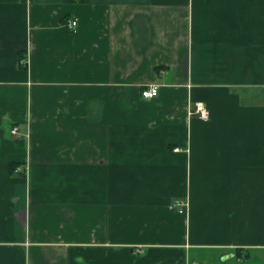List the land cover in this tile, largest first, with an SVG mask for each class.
I'll list each match as a JSON object with an SVG mask.
<instances>
[{
	"label": "crops",
	"instance_id": "1",
	"mask_svg": "<svg viewBox=\"0 0 264 264\" xmlns=\"http://www.w3.org/2000/svg\"><path fill=\"white\" fill-rule=\"evenodd\" d=\"M0 264H264V0H0Z\"/></svg>",
	"mask_w": 264,
	"mask_h": 264
},
{
	"label": "built area",
	"instance_id": "2",
	"mask_svg": "<svg viewBox=\"0 0 264 264\" xmlns=\"http://www.w3.org/2000/svg\"><path fill=\"white\" fill-rule=\"evenodd\" d=\"M77 26V22L76 21H72L69 22L68 27L70 29H74ZM22 63H25V61H22ZM159 94V85L157 84H153L151 86H149L147 89L143 90L142 92V96L145 99H152L157 97ZM194 114L198 115L200 119L204 120V121H208L210 119V112L208 110V108L205 106L204 103L202 102H197L195 103V110L193 111ZM18 133V128L17 127H13L11 129V134L12 135H16ZM19 171H21L19 169ZM176 208H179L180 213H184L187 204L185 202H180L177 201L175 204Z\"/></svg>",
	"mask_w": 264,
	"mask_h": 264
}]
</instances>
